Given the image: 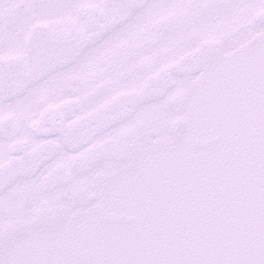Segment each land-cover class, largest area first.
<instances>
[{"label":"snow or ice","instance_id":"1","mask_svg":"<svg viewBox=\"0 0 264 264\" xmlns=\"http://www.w3.org/2000/svg\"><path fill=\"white\" fill-rule=\"evenodd\" d=\"M0 264H264V0H0Z\"/></svg>","mask_w":264,"mask_h":264}]
</instances>
